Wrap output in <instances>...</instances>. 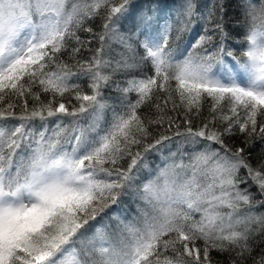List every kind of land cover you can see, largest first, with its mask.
I'll return each mask as SVG.
<instances>
[{
  "label": "snow or ice",
  "instance_id": "6c2138e0",
  "mask_svg": "<svg viewBox=\"0 0 264 264\" xmlns=\"http://www.w3.org/2000/svg\"><path fill=\"white\" fill-rule=\"evenodd\" d=\"M132 3L0 0V264H264V0Z\"/></svg>",
  "mask_w": 264,
  "mask_h": 264
},
{
  "label": "trees",
  "instance_id": "16d2710c",
  "mask_svg": "<svg viewBox=\"0 0 264 264\" xmlns=\"http://www.w3.org/2000/svg\"><path fill=\"white\" fill-rule=\"evenodd\" d=\"M147 1H149V0H147ZM147 1L141 0V3L138 5V7H135V10L131 11L128 18L122 20L119 26H121V28L126 30V31H129L126 29L127 28L126 25H131L130 27L133 28V24H135L133 22H135L136 16L143 10V6H142V5H144L143 2H147ZM159 2L161 4H163L164 6H167L166 8L164 7L162 9L163 10L162 12L164 13L163 16H165L168 14V9L173 7V5L175 3H178V0H159ZM196 2L198 4V12H203L212 4L213 1L196 0ZM226 3L228 4V10H227V13L225 15V28L231 35L235 36V35H237V32H238L235 21L239 18V13H240V9L237 6L238 0H226ZM139 7H140V9H139ZM102 23H103L102 19L100 17H97L96 19L89 21L87 23V26L91 27L94 32H99V31H101ZM202 27H203V22L198 21V19H194L193 20V26L191 27L190 31L184 33V35L182 36V38L179 41L185 42L186 47L189 50L190 49L189 44L194 43L196 41V39L198 38V36L200 34H202ZM121 32H124V31H121ZM78 34L81 36L82 39H87L90 36L89 33L84 32V31H80ZM187 42H189V44H187ZM229 44L235 49L239 50L241 48L240 47L241 45H237L234 41H229ZM97 46H98L97 41L93 40L90 47L96 48ZM112 48H113V51L110 53V55L116 56V53L118 51H120V47H119V45L114 44L112 46ZM82 55L87 57L88 55H90V53L87 51H83ZM117 78L122 79V76L118 75ZM110 94L115 95V93H110ZM29 103L31 104V101H29ZM203 114L205 116H207V114H208L207 103L204 106ZM37 123H39V122H37ZM154 134H156V133L154 132ZM226 139L233 146H243L242 142H241L242 138L239 134H237L236 136H233L231 138H226ZM183 151L187 154V153H190L192 151V149L188 146H185ZM249 151L251 152L250 159L252 160L253 164H255L257 160L264 158V145H262L259 141H256L254 146L251 149H249ZM184 159H185V162H187L188 156L185 155ZM242 187H243V185H242ZM135 207H136V205L133 202L132 198L130 196H125L122 198V203H120L119 205H113L111 208L106 209L105 213H103L102 215L107 216V217H111L115 213V214H118L121 216H128L129 217V216H131V214H133L135 212ZM98 219H99V217H98ZM212 255H213L215 261H219L220 264H227V260H226L225 256H222V255L215 253V252L212 253Z\"/></svg>",
  "mask_w": 264,
  "mask_h": 264
},
{
  "label": "rangeland",
  "instance_id": "374dc122",
  "mask_svg": "<svg viewBox=\"0 0 264 264\" xmlns=\"http://www.w3.org/2000/svg\"><path fill=\"white\" fill-rule=\"evenodd\" d=\"M150 2H151V0H149ZM210 1H213V0H210ZM150 2H147V3H150ZM257 2H258V0H257ZM138 0H133V3H132V8L134 7V10H135V7H138L137 5H138ZM146 3V4H147ZM145 5V4H144ZM143 6V5H142ZM172 8V7H171ZM171 8H169L168 9V12H169V10L171 9ZM139 9H140V7H139ZM163 11V10H162ZM161 11V16L162 17H164L163 16V12ZM166 16V15H165ZM164 22V20L163 19H161L160 20V23L162 24ZM133 23H135V22H133ZM131 25H126V29L127 30H129L131 27H130ZM125 27V26H124ZM133 27H134V24H133ZM119 28H120V31H126V30H124V29H122L121 28V26H119ZM127 32V31H126ZM180 42H178V44H179ZM240 47H242V45L240 46ZM237 50V54H239L238 52H239V50L238 49H236ZM182 51H184L185 52V47L182 49ZM230 59V58H229ZM243 59V58H242ZM234 63V62H233ZM199 147V146H198ZM176 150V145L175 144H173L172 145V148L171 149H167V148H165V149H163V152H164V154L165 155H167L168 153H169V151H175ZM156 157V158H155ZM148 159H149V164H150V166L151 167H155L156 165H158V164H161V156L159 155V154H156V153H152V154H149V157H148ZM154 159H156V161L154 160ZM134 214V213H133ZM99 220V219H98ZM95 223V222H94Z\"/></svg>",
  "mask_w": 264,
  "mask_h": 264
}]
</instances>
